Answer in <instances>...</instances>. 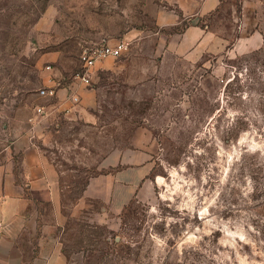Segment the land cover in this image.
<instances>
[{"label": "rangeland", "instance_id": "obj_1", "mask_svg": "<svg viewBox=\"0 0 264 264\" xmlns=\"http://www.w3.org/2000/svg\"><path fill=\"white\" fill-rule=\"evenodd\" d=\"M203 1L0 0V161L46 133L77 264H264V0ZM119 39L85 85L96 104L42 119L40 89ZM116 148L152 164L117 213L79 200Z\"/></svg>", "mask_w": 264, "mask_h": 264}, {"label": "crops", "instance_id": "obj_2", "mask_svg": "<svg viewBox=\"0 0 264 264\" xmlns=\"http://www.w3.org/2000/svg\"><path fill=\"white\" fill-rule=\"evenodd\" d=\"M220 1L204 0L201 7L210 10ZM194 28L192 24L188 31ZM70 86L54 87L49 108L42 107V119L51 111L73 118L74 109L96 104L93 89L81 82ZM72 93L79 98L76 104L69 98ZM47 140L44 132L18 134L0 161V264H77L66 250L60 172L46 149ZM148 152L144 149L145 158L134 161L127 157L133 152L113 150L96 166L97 173H89L79 200L111 203L117 213L152 169Z\"/></svg>", "mask_w": 264, "mask_h": 264}, {"label": "built area", "instance_id": "obj_3", "mask_svg": "<svg viewBox=\"0 0 264 264\" xmlns=\"http://www.w3.org/2000/svg\"><path fill=\"white\" fill-rule=\"evenodd\" d=\"M128 47V41L119 39L113 42H99L98 44L83 48L79 56L81 69L75 73L74 78L85 85L90 84L92 70L97 62L103 61L107 58H117L126 52ZM39 93L47 97H53L55 90L54 87L49 86L40 89ZM69 98L74 104L79 100L75 93L70 94ZM37 112L42 113L43 108L38 106Z\"/></svg>", "mask_w": 264, "mask_h": 264}]
</instances>
